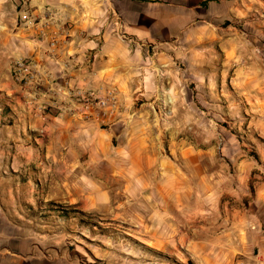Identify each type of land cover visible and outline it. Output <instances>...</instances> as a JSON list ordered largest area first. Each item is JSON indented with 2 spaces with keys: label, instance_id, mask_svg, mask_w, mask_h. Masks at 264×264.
<instances>
[{
  "label": "crops",
  "instance_id": "1",
  "mask_svg": "<svg viewBox=\"0 0 264 264\" xmlns=\"http://www.w3.org/2000/svg\"><path fill=\"white\" fill-rule=\"evenodd\" d=\"M253 3L255 11L264 12V0H0V264H92L77 256L72 239L106 230L108 213L100 209L112 203L114 187V218H122L123 225L131 221L133 234L148 246H189L199 264H234L239 251L227 240L221 262L220 238L199 240L204 225L198 200L189 203L187 174L152 155L155 149L148 141L157 120L137 102L145 91L163 89L167 78L175 84L181 75L175 59L182 58L184 48H193L191 54L202 65L214 58V51L202 50L209 44L216 43L215 51L225 52L226 58L234 57L233 42L220 40L219 27L223 21L250 18ZM23 12L36 27L25 29L18 22ZM118 19L122 25L116 27ZM53 39L58 42L54 58ZM92 53L98 56L94 67L88 61ZM17 58L40 65L45 75L37 87L13 81ZM222 73L233 75L226 84L237 91L256 82L245 76L253 75L251 70L227 66ZM206 74L218 75L213 70ZM212 80L205 85L218 90ZM257 84L264 96V61ZM108 89L119 93V111L106 121L76 98L77 93ZM37 95L42 111L27 103ZM259 106L264 154V97ZM117 139L121 143L114 146ZM40 185L65 191L68 205L82 209L49 206L60 201L42 195ZM257 202L264 203V183ZM128 203L133 211L119 210ZM261 228L256 246L264 264V218Z\"/></svg>",
  "mask_w": 264,
  "mask_h": 264
},
{
  "label": "rangeland",
  "instance_id": "2",
  "mask_svg": "<svg viewBox=\"0 0 264 264\" xmlns=\"http://www.w3.org/2000/svg\"><path fill=\"white\" fill-rule=\"evenodd\" d=\"M255 8L253 3L252 15L245 21H223L219 27L220 40L226 38L233 42L229 49L235 52L234 57L226 58L225 52L215 51L216 43L209 44L202 50L214 51V58L203 60L202 65L201 60L191 54L193 48H184L182 58L175 59L176 69L181 74L175 77V84L167 83V78L163 89L145 91L137 102L138 107L144 105V113L154 115L157 120L151 124L154 132L148 141V145L155 149L152 155L181 167L187 174L189 203L198 200L196 209L205 229H200L199 240L205 243L216 240L217 236L220 238V262L227 253L222 242L227 240L239 251L234 264H260V248L256 243L263 236L264 203L258 205L257 199L259 187L264 183V154L259 148V101L264 96L257 83L259 66L264 61V17L261 16L264 12L258 13ZM30 21L26 12L18 19L25 29L29 28ZM50 54L54 58L52 51ZM227 66L231 70H251L253 75L245 76L247 80L256 79L255 83L248 85L252 88L237 91L228 87L227 78L233 75H223L222 71ZM12 70L13 81L27 89L37 87V82L45 75L37 62L24 58L15 59ZM212 70L218 75L207 78L209 74L206 72ZM212 79L218 82V90L205 85L206 80L211 82ZM27 99V103L35 104L42 111L38 95ZM43 112L51 113L46 108ZM120 143L117 139L114 146ZM108 159H112V154H108ZM112 189L113 193L109 194L114 203L112 201L100 209L102 214L108 213L106 230L98 228L87 238L77 235L75 241L72 239L71 244L73 249H77L79 258L90 260L92 264H134V260L140 264H199L189 246L178 247V250L174 247L153 249L138 239L133 234L131 221L123 225L120 223L122 218H114L118 197L116 188ZM39 190L44 196H57L54 202L59 200L60 203H49V206L52 204L59 210L82 209L69 206L64 197L66 192L61 189L40 185ZM208 190L212 192L205 196L204 192ZM133 209L128 203L119 210L131 212ZM244 238L249 245H244Z\"/></svg>",
  "mask_w": 264,
  "mask_h": 264
},
{
  "label": "built area",
  "instance_id": "3",
  "mask_svg": "<svg viewBox=\"0 0 264 264\" xmlns=\"http://www.w3.org/2000/svg\"><path fill=\"white\" fill-rule=\"evenodd\" d=\"M46 16H51V12H46ZM27 19V17H25ZM119 19L116 21V27L121 26ZM29 27H36L33 22L30 21ZM121 29V28H119ZM122 37L124 35H121ZM124 38V37H123ZM58 42L53 39L51 42V49L57 48ZM98 59L96 53L89 54L88 61L91 67H94ZM22 77V75H20ZM23 78V77H22ZM76 98L81 100L85 106V110H95L99 119L106 121L114 117L119 111V93L115 90H101L94 94L77 93Z\"/></svg>",
  "mask_w": 264,
  "mask_h": 264
}]
</instances>
